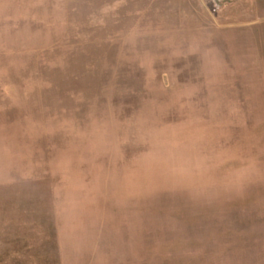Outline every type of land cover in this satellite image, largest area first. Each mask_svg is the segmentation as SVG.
<instances>
[{
  "label": "rangeland",
  "instance_id": "rangeland-1",
  "mask_svg": "<svg viewBox=\"0 0 264 264\" xmlns=\"http://www.w3.org/2000/svg\"><path fill=\"white\" fill-rule=\"evenodd\" d=\"M0 264H264V0H0Z\"/></svg>",
  "mask_w": 264,
  "mask_h": 264
}]
</instances>
